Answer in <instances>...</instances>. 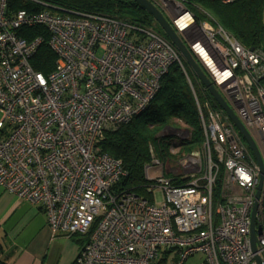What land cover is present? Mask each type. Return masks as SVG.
Masks as SVG:
<instances>
[{
	"label": "built area",
	"instance_id": "1",
	"mask_svg": "<svg viewBox=\"0 0 264 264\" xmlns=\"http://www.w3.org/2000/svg\"><path fill=\"white\" fill-rule=\"evenodd\" d=\"M7 2L0 0V185L40 206L52 230L82 234L74 264H151L155 252L169 246L177 249L179 264L196 253L203 254L199 264H257L249 249L257 162L203 88L198 96L193 92L204 133L201 152L193 150L173 166L153 160L190 181H164L152 190L154 204L134 191L113 188L124 168L97 146L106 128L146 108L172 64L185 72L174 44L153 26L49 7L10 12ZM161 8L170 9L174 31L188 41L213 85L257 139L264 162L263 50L243 46L215 23L197 21L178 1L162 0ZM24 26L47 30L56 56L51 71L32 68L30 58L42 37H20L17 30ZM218 177L227 192L213 205ZM262 191L256 254L264 261V185ZM212 213L219 218L216 224ZM201 224L206 226L194 230ZM86 229L87 238L81 233Z\"/></svg>",
	"mask_w": 264,
	"mask_h": 264
},
{
	"label": "trees",
	"instance_id": "2",
	"mask_svg": "<svg viewBox=\"0 0 264 264\" xmlns=\"http://www.w3.org/2000/svg\"><path fill=\"white\" fill-rule=\"evenodd\" d=\"M39 1L46 3L47 7L28 0H8L7 7L10 12L22 8L32 11L50 8L57 11L105 14L129 24L153 26L166 37L152 16L132 0ZM181 1L192 11L197 21H202L206 15V18L208 17L211 21L221 25L243 46L259 47L264 51V0H234L226 4L209 0ZM160 10L170 23L166 13L162 9ZM17 34L27 40L37 36L42 37V42L30 58V64L34 70L43 73L51 71L56 56L48 46L49 35L47 30L42 26H24L17 30ZM171 67L172 69H170ZM171 67L162 76L160 87L147 108L142 113L133 116L128 122L115 128L105 129L97 143L103 152L120 159L125 169L126 174L113 187L116 191L128 189L137 195L145 194L143 187L146 185L147 179L144 177L143 167L150 159L149 143L157 144V133L164 127H173L175 125L174 119L183 121L190 130L189 138L184 142L185 147L195 144L201 145L202 143V128L196 112L192 90L178 65L173 64ZM188 75L193 83L194 74L191 76L190 71H188ZM193 87L197 92L194 83ZM202 91H198V94H201ZM204 95L214 108H219L208 93ZM156 147L157 151H160L159 146L156 145ZM161 147L164 148V145ZM169 176L173 184L188 181V178ZM216 182L212 189L213 205L219 196V177ZM0 264H9L3 256L1 247ZM151 264H179L177 249L165 247Z\"/></svg>",
	"mask_w": 264,
	"mask_h": 264
},
{
	"label": "crops",
	"instance_id": "3",
	"mask_svg": "<svg viewBox=\"0 0 264 264\" xmlns=\"http://www.w3.org/2000/svg\"><path fill=\"white\" fill-rule=\"evenodd\" d=\"M81 244L80 235L52 232L40 206L0 185V247L9 264H73Z\"/></svg>",
	"mask_w": 264,
	"mask_h": 264
},
{
	"label": "water",
	"instance_id": "4",
	"mask_svg": "<svg viewBox=\"0 0 264 264\" xmlns=\"http://www.w3.org/2000/svg\"><path fill=\"white\" fill-rule=\"evenodd\" d=\"M135 3L142 6L155 20V22L159 25V27L163 30V32L166 34L168 39L175 45V47L179 50L182 57L186 61V63L191 68L192 72L194 73L195 77L198 79V81L201 83V85L208 91L210 96L213 98V100L216 102V104L224 111V113L228 116V118L233 122V124L237 127L239 132L241 133L242 137L246 141L248 147L253 153V156L258 163L260 167V173L263 172V160L260 154V151L255 144L254 139L248 132V130L244 127L242 122L238 119V117L235 115L231 107L228 105V103L224 100V98L220 95L217 88L213 85L211 82L209 76L203 71V69L200 67V65L197 63V61L194 59L186 45L183 43L181 38L178 36V34L173 30V28L170 26L169 22L166 20V18L163 16L160 9L151 1V0H132ZM261 183V176L260 181L257 186V189L259 191ZM257 191V194H258ZM250 244L251 249L253 252L256 250V235H255V229H254V222H253V211L251 214V226H250ZM254 259L257 264H264L261 257L254 253Z\"/></svg>",
	"mask_w": 264,
	"mask_h": 264
},
{
	"label": "rangeland",
	"instance_id": "5",
	"mask_svg": "<svg viewBox=\"0 0 264 264\" xmlns=\"http://www.w3.org/2000/svg\"><path fill=\"white\" fill-rule=\"evenodd\" d=\"M159 9L161 8V4H162V0H151ZM178 1L180 3H182L185 6V3L182 2L181 0H175ZM171 9H174V5L170 4L169 6ZM167 11H164L166 14V16L168 17V19L170 20V9H166ZM161 11V10H160ZM205 15V14H204ZM207 17L206 15L205 17L202 18V21H206L207 24L213 26L211 23L212 21ZM210 22V23H209ZM181 40H183L184 44L188 45V41L181 36ZM172 69V67L170 68ZM180 70V68H179ZM181 71V70H180ZM191 76H193V74L190 72ZM193 83L194 86L197 90V92L201 91L203 86L201 85V83L195 78H193ZM196 92L197 96L198 93ZM1 116V115H0ZM175 125H173V127H164L162 128L158 133H157V144L156 143H149V161L155 157L158 158L160 160V162H165L167 161V163H171L172 165L175 163V161H177L179 158L186 156L187 154H189L191 151L195 150V149H202L201 145L199 144H195V145H188L187 147H185L184 142L185 140H187L189 138L190 135V130L188 128V125H186L183 121L181 120H176L174 119ZM201 125V122H200ZM202 144L204 142V135L202 132ZM183 143V144H182ZM156 145L159 146L160 151H157V147ZM164 145V148H162L161 146ZM151 164V161L149 162ZM161 171H165V168H161L159 166H153L148 169V174L155 176L157 174H160ZM222 174V170L220 171V176ZM145 177L146 173H145ZM227 188H225L223 185H221V183L219 182V196L218 198L220 199L223 194H225ZM84 235V234H83ZM85 238H87V235H84ZM203 259V254L202 253H196L192 256H190L189 258H187L183 264H199L200 260Z\"/></svg>",
	"mask_w": 264,
	"mask_h": 264
},
{
	"label": "bare ground",
	"instance_id": "6",
	"mask_svg": "<svg viewBox=\"0 0 264 264\" xmlns=\"http://www.w3.org/2000/svg\"><path fill=\"white\" fill-rule=\"evenodd\" d=\"M212 23H215L214 21H212ZM170 24V26H171V22L169 23ZM215 24H217V23H215ZM217 25H219V24H217ZM219 26H221V25H219ZM172 27V26H171ZM222 27V26H221ZM174 30V29H173ZM166 35V34H165ZM179 36V35H178ZM180 37V36H179ZM166 38H168L167 36H166ZM184 43V42H183ZM186 45V44H185ZM175 46V45H174ZM186 47L188 48V50L190 51V49H189V47H188V45H186ZM251 48H254V47H251ZM256 48H259V47H256ZM261 49V48H260ZM262 50V49H261ZM179 51V50H178ZM264 52V51H263ZM180 53V52H179ZM190 53L192 54V56L194 57V59L197 61V63L200 65V67L203 69V71L207 74V71H206V69L203 67V65L199 62V60L195 57V55L190 51ZM180 55H181V53H180ZM181 57H182V55H181ZM175 64H177V63H175ZM182 64H183V68L185 69V72H183V70H182V68H181V66L179 65V64H177L178 65V67L180 68V70H181V72H183L184 73V75L186 76V79H187V82H188V84H189V87L191 88V90H192V93L194 92L195 94H196V91L194 90V87H193V83H192V81H191V79H190V77H189V75H188V71H190L191 73H193L192 72V70H191V68L189 67V65L186 63V61L184 60V58L182 57ZM173 65V64H172ZM171 65V66H172ZM170 66V67H171ZM169 67V68H170ZM169 70V69H168ZM168 72V71H167ZM166 72V73H167ZM165 73V74H166ZM194 74V73H193ZM208 75V74H207ZM195 76V75H194ZM196 78V77H195ZM197 79V78H196ZM198 80V79H197ZM203 89L205 90V93H208V91L203 87ZM157 93V92H156ZM193 93V94H194ZM198 93V92H197ZM220 93V92H219ZM209 94V93H208ZM197 95V94H196ZM210 95V94H209ZM220 95H221V93H220ZM155 96V95H154ZM222 96V95H221ZM193 97H194V95H193ZM223 97V96H222ZM154 98V97H153ZM224 98V97H223ZM225 100V99H224ZM226 101V100H225ZM151 102V101H150ZM194 102H195V100H194ZM227 102V101H226ZM228 103V102H227ZM149 105V104H148ZM147 105V106H148ZM229 105V104H228ZM147 106H146V108H147ZM230 106V105H229ZM195 107H196V105H195ZM219 107V106H218ZM145 108V109H146ZM144 109V110H145ZM219 110H221L223 113H224V111L219 107L218 108ZM232 109V108H231ZM143 110V111H144ZM142 111V112H143ZM142 112H140V113H142ZM196 112H197V109H196ZM140 113H138V114H140ZM138 114H136V115H138ZM225 114V113H224ZM198 115V114H197ZM226 115V114H225ZM236 115V114H235ZM135 116V115H134ZM227 116V115H226ZM133 117V116H132ZM131 117V118H132ZM199 117V116H198ZM228 117V116H227ZM130 118V119H131ZM129 119V120H130ZM200 119V118H199ZM229 119V118H228ZM239 119V118H238ZM128 120V121H129ZM230 120V119H229ZM127 121V122H128ZM231 121V120H230ZM201 122V121H200ZM232 122V121H231ZM126 123V122H125ZM233 123V122H232ZM122 124H124V123H122ZM121 125V124H120ZM119 126V125H118ZM117 127V126H116ZM236 127V126H235ZM109 128H115V127H109ZM201 128H202V126H201ZM237 128V127H236ZM107 129V128H106ZM239 131V130H238ZM202 132H203V130H202ZM240 133V132H239ZM203 135H204V133H203ZM240 135H241V133H240ZM242 136V135H241ZM243 138V137H242ZM243 140H244V138H243ZM245 141V140H244ZM254 141H255V144L257 145V147H258V141H257V139L255 138L254 139ZM245 143H246V141H245ZM246 145H247V143H246ZM98 146V145H97ZM201 147H202V143H201ZM247 147H248V145H247ZM249 148V147H248ZM100 149V148H99ZM259 149V148H258ZM101 150V149H100ZM195 150H197V151H200L201 152V149H195ZM249 150H250V148H249ZM102 151V150H101ZM251 151V150H250ZM260 151V150H259ZM103 152V151H102ZM104 153H106V152H104ZM251 153H252V151H251ZM106 154H108V153H106ZM261 154V153H260ZM109 155V154H108ZM252 155H253V153H252ZM111 156V155H110ZM112 157V156H111ZM254 157V156H253ZM262 157V156H261ZM182 158V157H181ZM118 159V158H117ZM155 159H158V158H155V157H153L150 161H151V164L149 163V162H147V163H145L144 164V167L146 166V165H150V168L152 167V165L153 166H155V164H153V160H155ZM180 159V158H179ZM178 159V160H179ZM255 159V158H254ZM118 160H120V159H118ZM159 160V159H158ZM177 160V161H178ZM160 161V160H159ZM177 161H175V163L173 164V165H175L176 164V162ZM170 165H172L171 163H170ZM172 165V166H173ZM122 166H123V164H122ZM257 166H258V175L256 176V183H255V185H254V188H253V194H252V196H251V200H252V204H251V206H250V208H249V218H250V226H251V214H252V211H253V222H254V229H255V235L257 234V222H256V213H257V209H258V206H259V204H260V199H261V197H262V189H263V185H264V162H263V172H262V174L260 173V167H259V165H258V163H257ZM144 167H143V171H144V177H145V173H147L148 174V170H147V172L145 171V169H144ZM124 168V167H123ZM149 168V169H150ZM124 171H125V169H124ZM163 174V175H165L166 177H168V178H166V177H164V176H162V175H160V174ZM161 173L160 174H157V175H155V176H152V175H149V176H152V177H155V179H154V181H153V179H151V180H148L146 177V179H147V183L146 184H148V183H150V181H153L152 183H150V184H148V185H145L144 187H143V189H144V192H145V194H139V196L138 197H140L141 199H143V200H145L146 201V203H148V204H154V198H153V192H152V190H154V189H160L159 187L164 183V181H167L169 184L172 182V179H171V177L169 176V175H172L173 177H178V178H180L179 176H176V175H174V173L173 172H168V171H161ZM126 174V173H125ZM260 176H261V183H260V188H259V191H258V189H257V186H258V184H259V181H260ZM185 178H187V177H185ZM119 181V180H118ZM188 181H190V178H188ZM188 181H186V182H188ZM173 184V183H172ZM257 191H258V194H257ZM150 192H151V194H150ZM218 200V199H217ZM157 203L159 204V205H161V204H163L164 203V200L162 199V198H158L157 199ZM43 210V209H42ZM211 219H212V221H213V223L214 224H216V223H218L219 222V218H218V216L215 214V213H212L211 214ZM48 225V224H47ZM49 226V225H48ZM206 226V224H201V225H199V226H197L194 230H199V229H201L202 227H205ZM171 227L174 229L175 228V223L173 222V220L171 221ZM49 228H50V226H49ZM51 229V228H50ZM52 230V229H51ZM60 232V229H56V230H52V232ZM63 233V232H62ZM81 233H83L84 235H87L88 233H89V229H86L84 232H81ZM75 234H77V235H80L81 237H82V244H83V236H82V234H80V233H75ZM75 234H73V233H64V235H66V236H74ZM249 235H250V227H249ZM80 245L79 247H78V251H77V254H76V256L80 253V251H81V249H82V247H83V245ZM165 248V247H164ZM164 248H162V249H158L156 252H155V254L152 256V258H151V261L153 262L154 260H156L157 258H158V256L160 255V253H161V251L164 249ZM166 248H174L175 250H176V248L174 247V246H169V247H166ZM249 249H250V251L252 252V253H257V251H258V243H257V241H256V250H255V252H253L252 251V249H251V244L249 243ZM76 258V257H75ZM189 258V257H188ZM262 259V258H261ZM75 261V260H74ZM201 261V260H200ZM151 262V263H152ZM264 262V261H263ZM74 264V263H73Z\"/></svg>",
	"mask_w": 264,
	"mask_h": 264
}]
</instances>
